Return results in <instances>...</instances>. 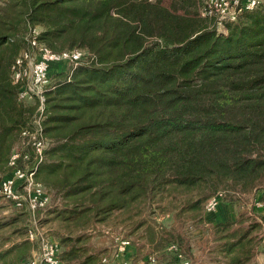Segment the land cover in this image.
I'll use <instances>...</instances> for the list:
<instances>
[{
	"label": "trees",
	"instance_id": "obj_1",
	"mask_svg": "<svg viewBox=\"0 0 264 264\" xmlns=\"http://www.w3.org/2000/svg\"><path fill=\"white\" fill-rule=\"evenodd\" d=\"M4 1L22 7L24 27L18 36L0 34V49L20 46L11 58L0 55V180L14 152L28 155L18 160L23 169L36 165L21 136L36 105L19 102L20 86L11 80L28 28L40 29L39 43L55 53L90 56L72 72L51 71L46 148L35 172L50 202L35 214L52 209L55 219L85 228L152 203L168 186L215 183L222 203L253 194L264 204V5L221 33L214 19L199 15L205 0ZM8 204L32 226L35 214ZM170 245L191 262L181 239L166 248L171 261L150 256L174 263ZM255 245L241 242L228 264L248 262ZM36 248L28 239L5 245L0 264H23ZM82 257L75 248L60 253L61 264ZM81 264L95 260L86 256Z\"/></svg>",
	"mask_w": 264,
	"mask_h": 264
},
{
	"label": "rangeland",
	"instance_id": "obj_2",
	"mask_svg": "<svg viewBox=\"0 0 264 264\" xmlns=\"http://www.w3.org/2000/svg\"><path fill=\"white\" fill-rule=\"evenodd\" d=\"M163 2L168 5L171 0H163ZM7 3L8 1H0V34L3 32L18 36L24 27V22L19 21L22 7ZM19 48L18 43L5 45L0 49V55L11 58ZM218 191L224 192L219 183L189 188L168 186L165 193L162 196L158 195L152 203L135 204L125 211L113 213L104 223H94L85 228L73 222L55 219L51 214L52 209L35 214V220L38 228L43 229L49 237L58 242L60 253L75 248L83 255L79 260H73L71 264H81L86 256L94 258L95 264L103 257H107L111 264H116L115 238L130 240L131 246L126 253L130 264H146L148 256L153 254L161 261L169 262L172 259L166 248L169 244L176 243L177 239L186 242L187 246L193 244L199 250L205 242L215 241L217 231L210 226L205 229L206 234L200 232L193 236L195 230L198 231L197 229L203 227L200 224L197 229L193 227L188 230L185 220L195 218L200 221L199 223L206 220L209 214L205 213L204 204ZM244 200V202L248 201V199ZM30 219V216L22 214L0 199V248L26 240L25 232L31 227ZM225 231L222 232L223 235L234 234L232 229ZM146 236L148 239H154L155 243L153 245L148 243ZM194 238L197 239L193 241ZM63 241H65L64 245Z\"/></svg>",
	"mask_w": 264,
	"mask_h": 264
},
{
	"label": "built area",
	"instance_id": "obj_3",
	"mask_svg": "<svg viewBox=\"0 0 264 264\" xmlns=\"http://www.w3.org/2000/svg\"><path fill=\"white\" fill-rule=\"evenodd\" d=\"M264 0H205L199 7V15L202 18L214 19L216 28L224 33V24L236 22L239 17L248 12L262 7ZM40 29L29 27L25 41L27 48L20 52L11 67V80L14 85H19L18 101L34 102L36 108L31 119L30 127L23 131V145L29 146L36 162L32 170L18 166V160L22 158L27 162L28 155L14 152L9 159L11 168L8 176L0 180V199L13 204L16 208L25 207L33 218L37 211L47 208L50 198L44 188L35 181L37 165L42 161L46 148L43 136V120L45 116V92L50 83L51 66L61 65L72 70L81 62L90 57L85 51L72 50L55 53L42 46L38 37ZM224 198L223 192L211 195L204 204L206 214L214 213ZM257 206L264 208V204L256 202ZM26 239L36 242V251L31 258L23 264H61L60 246L58 242L49 237L43 229L38 228L35 219L26 234ZM114 258L116 264H130L126 258L127 249L131 242L124 238L114 239ZM168 251L176 253V261L172 264H191L178 252L175 245H170ZM96 264H111L107 257H103ZM146 264H165L158 261L155 256L146 259Z\"/></svg>",
	"mask_w": 264,
	"mask_h": 264
},
{
	"label": "crops",
	"instance_id": "obj_4",
	"mask_svg": "<svg viewBox=\"0 0 264 264\" xmlns=\"http://www.w3.org/2000/svg\"><path fill=\"white\" fill-rule=\"evenodd\" d=\"M61 67L63 66L53 65L51 66V71L55 72L56 68ZM252 197L255 196L253 194L242 195L238 201L232 203L221 202L218 209L214 213L209 214V217L203 220L202 223H199L200 221L195 218H187L185 220L188 230L193 229V227L197 229L200 224L203 227L197 229L198 231L195 230L193 236L200 234V232H205L206 234L205 229L209 228V226L217 231L215 241L205 242L201 250L193 244L189 245L191 264H228L229 259L236 252L237 246L249 239H255L256 245L254 246L252 257L244 264H264V208L258 207L257 201L251 200ZM244 199H248V201L244 202ZM222 225H228V227L225 229L219 227ZM228 229L234 231L232 236L223 235L222 232ZM196 239L194 238L193 241ZM183 243L187 245L186 242L183 241Z\"/></svg>",
	"mask_w": 264,
	"mask_h": 264
}]
</instances>
